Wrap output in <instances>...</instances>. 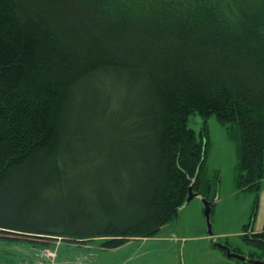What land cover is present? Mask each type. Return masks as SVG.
I'll list each match as a JSON object with an SVG mask.
<instances>
[{
    "label": "trees",
    "instance_id": "obj_1",
    "mask_svg": "<svg viewBox=\"0 0 264 264\" xmlns=\"http://www.w3.org/2000/svg\"><path fill=\"white\" fill-rule=\"evenodd\" d=\"M194 112L239 125L260 187L264 0H0V238L156 236L190 187L211 200Z\"/></svg>",
    "mask_w": 264,
    "mask_h": 264
},
{
    "label": "rangeland",
    "instance_id": "obj_2",
    "mask_svg": "<svg viewBox=\"0 0 264 264\" xmlns=\"http://www.w3.org/2000/svg\"><path fill=\"white\" fill-rule=\"evenodd\" d=\"M188 125L206 144L201 181L202 189L208 191L213 201L214 235L208 232L203 201L194 197L156 236L133 238L116 248L101 246L105 238L88 243H70L60 237L44 238L52 242L51 247L58 248L60 261L70 264H243L216 246L214 238L245 255L253 253L264 258V251L246 240L264 232V181L258 188L240 187L239 125L222 123L215 113L205 117L198 112L190 115ZM0 235L10 236L1 232ZM19 238H0V263L22 264L25 259L34 258L39 249L50 247Z\"/></svg>",
    "mask_w": 264,
    "mask_h": 264
},
{
    "label": "water",
    "instance_id": "obj_3",
    "mask_svg": "<svg viewBox=\"0 0 264 264\" xmlns=\"http://www.w3.org/2000/svg\"><path fill=\"white\" fill-rule=\"evenodd\" d=\"M194 197H200L201 200L203 201L204 203V212H205V216H206V220H207V224H208V232L211 236L214 235V232H213V227H212V223H211V211H212V204H213V201L209 200L207 197L203 196L202 194L198 193V192H194L192 187L189 188V196L187 198V202H189L192 198ZM214 244L216 246H219L220 248H222L223 250L226 251L227 255L229 257H234V258H237L239 260H249L250 262H252L253 264H264V261L261 260V259H249L246 255L244 254H240V253H237V252H234L232 251V249L227 245V244H224L220 241H217L216 238H214Z\"/></svg>",
    "mask_w": 264,
    "mask_h": 264
},
{
    "label": "built area",
    "instance_id": "obj_4",
    "mask_svg": "<svg viewBox=\"0 0 264 264\" xmlns=\"http://www.w3.org/2000/svg\"><path fill=\"white\" fill-rule=\"evenodd\" d=\"M22 264H70L59 261L58 248L46 247L39 249L32 259H25Z\"/></svg>",
    "mask_w": 264,
    "mask_h": 264
},
{
    "label": "crops",
    "instance_id": "obj_5",
    "mask_svg": "<svg viewBox=\"0 0 264 264\" xmlns=\"http://www.w3.org/2000/svg\"><path fill=\"white\" fill-rule=\"evenodd\" d=\"M213 240V239H212Z\"/></svg>",
    "mask_w": 264,
    "mask_h": 264
}]
</instances>
